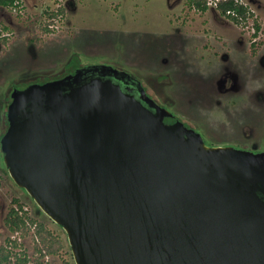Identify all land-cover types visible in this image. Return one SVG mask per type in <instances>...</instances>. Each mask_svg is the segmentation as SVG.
Masks as SVG:
<instances>
[{"label":"water","instance_id":"water-1","mask_svg":"<svg viewBox=\"0 0 264 264\" xmlns=\"http://www.w3.org/2000/svg\"><path fill=\"white\" fill-rule=\"evenodd\" d=\"M86 71L13 93L1 141L74 263L264 264V154L207 147L127 74Z\"/></svg>","mask_w":264,"mask_h":264},{"label":"rangeland","instance_id":"rangeland-1","mask_svg":"<svg viewBox=\"0 0 264 264\" xmlns=\"http://www.w3.org/2000/svg\"><path fill=\"white\" fill-rule=\"evenodd\" d=\"M238 1L251 14L241 24L189 0H19L0 8V145L12 94L66 77L78 59L127 73L207 147L263 152L264 0ZM58 7L64 14L52 21ZM0 177V249L9 257L2 264L38 257L30 235L6 225L15 201L63 242L41 263L75 264L66 233L14 184L1 151Z\"/></svg>","mask_w":264,"mask_h":264},{"label":"trees","instance_id":"trees-1","mask_svg":"<svg viewBox=\"0 0 264 264\" xmlns=\"http://www.w3.org/2000/svg\"><path fill=\"white\" fill-rule=\"evenodd\" d=\"M189 2L192 6H194L195 8H197L202 12L206 11L209 8L210 6L209 3H212L220 15L226 17L227 19H229L230 21L236 24H241L242 22L246 21L251 15L248 8L242 3H240L238 0H189ZM18 4H19V0H0V8L14 9L15 7H17ZM63 14H64V8L58 7L54 11L48 13V16L52 21H54ZM50 26L51 23L45 25L44 31L46 33L51 32ZM256 29H258V27H256ZM1 42L6 43V38L3 37L1 39ZM73 61H76V66H75L76 68H74L73 71L68 72L66 76L72 75L76 71L82 69L81 66H79L80 64L78 59L75 60L72 59L69 65ZM63 77H65V75ZM46 83L47 82L45 81L43 84ZM31 86H34V84H32ZM11 102H12V97H10L8 105ZM8 110L9 109H6L7 125L4 128V133L5 130H7L9 123ZM174 121L177 120H175V116L173 115L171 116L170 119L165 120V122H169V123ZM0 151L4 162V155L1 150V145H0ZM5 169L7 171L6 166ZM21 190H23L24 193L26 192L24 189ZM6 225L11 233H18L19 235L21 234L23 236H25V234L28 233L30 235L31 241L33 243V251L38 255V257L35 259L33 264H46V263H41V260L48 256L49 257L55 256L63 249V242L57 236L53 235L50 230L46 229L45 224L43 222L29 216V214L24 209V207L21 204H19V202L17 201H15V207H12L6 216ZM8 258H9L8 255L4 254V252L0 249V264L6 262ZM16 261L18 262V264H28V261L25 256L20 257ZM63 264H69V263L65 262Z\"/></svg>","mask_w":264,"mask_h":264},{"label":"flooded vegetation","instance_id":"flooded-vegetation-1","mask_svg":"<svg viewBox=\"0 0 264 264\" xmlns=\"http://www.w3.org/2000/svg\"><path fill=\"white\" fill-rule=\"evenodd\" d=\"M82 69H87V71L86 72H88L89 74H91V72L93 71V70H96V69H102V68H104L105 69V71H107V72H116V73H122V74H127V73H124V72H122V71H120V70H118V69H116V68H109V67H107V66H85V67H81ZM82 69H80V70H82ZM109 70V71H108ZM104 71V72H105ZM95 74V73H94ZM104 75L105 76H110V75H108V74H105L104 73ZM128 75V74H127ZM129 76V75H128ZM130 77V76H129ZM133 79V78H132ZM61 80V79H60ZM136 81V80H135ZM124 82H126V80L123 78V84L125 85V86H123L125 89H127V90H129V91H132V90H136V87L135 86H131L130 84H128L127 82L126 83H124ZM140 85V89L141 90H143V92H144V94H145V96L157 107V108H160L154 101H153V99H151L150 97H148L147 96V94L145 93V90H144V87L142 86V84H139ZM160 109H162V108H160ZM168 111V110H167ZM172 115V114H171ZM186 129H191V128H189V127H187L185 124H183L182 122H180ZM191 130H193V129H191ZM194 131V130H193ZM195 132V131H194ZM196 134H197V132H195ZM199 135V134H198ZM200 136V135H199ZM201 137V136H200ZM202 139V138H201ZM203 141V140H202ZM255 154H264V151L263 152H258V153H255Z\"/></svg>","mask_w":264,"mask_h":264},{"label":"built area","instance_id":"built-area-1","mask_svg":"<svg viewBox=\"0 0 264 264\" xmlns=\"http://www.w3.org/2000/svg\"><path fill=\"white\" fill-rule=\"evenodd\" d=\"M209 5L211 6V5H213L212 3H209Z\"/></svg>","mask_w":264,"mask_h":264}]
</instances>
